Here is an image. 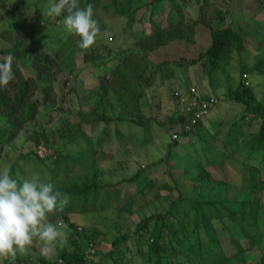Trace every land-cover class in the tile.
<instances>
[{"label":"rangeland","instance_id":"374dc122","mask_svg":"<svg viewBox=\"0 0 264 264\" xmlns=\"http://www.w3.org/2000/svg\"><path fill=\"white\" fill-rule=\"evenodd\" d=\"M107 1L103 0V3ZM131 1L134 8L139 6L135 16L137 19L142 18L139 21L141 26L149 27L152 11L155 13L154 19L161 18L164 23L169 19V0ZM131 1L126 0V3ZM175 1L179 2L180 11L186 20L190 21L196 17V0ZM4 2V5H0V32L11 29L15 35L27 42H33L38 48L56 54L62 72L54 83L58 104L40 107L34 120L27 124L31 129L48 132L49 145L29 140L26 129H23L3 147L0 153V171L7 167L16 178L33 172L38 173L42 179H50L62 192L65 186L68 190L73 184L78 190L92 180L102 187L97 192L96 200L94 192L85 196L73 194L76 189L64 192L71 197L65 208L71 209L49 217L53 223L62 219L68 225V239L64 247L72 249V228L69 222H73L77 231L81 229L85 235L99 240L95 252L88 256L89 260H94L96 264H114V258L107 257V254L115 251L114 256L117 259L121 253L127 254L123 260L134 254V263H139L141 258L136 253L134 237L137 224L143 217L171 209L170 205L178 195L197 199L198 195L202 194L218 200L227 195L230 201L226 204L228 208L237 199L254 200L252 203L257 211V224L253 233L255 240L251 241L256 245L254 243L251 249L245 243L242 260L237 261V264H260L259 258L264 255V189H252L251 179L258 181L264 188V147L251 151L245 141L250 135L257 133L261 119L245 113L244 106L229 99L226 94L230 86L235 87L240 81V63H253L255 56L260 52V42L264 39V12H255L250 7L249 0H212L211 3L224 12L225 22L240 29L245 35L243 56L239 57L235 53L231 63L226 68L215 71L211 78L205 73L201 63H185L187 59L183 60L180 56L189 58L195 51L207 46L208 29L199 26L194 41H175L149 55L151 70L157 67L159 62L169 59L170 62L166 66L168 70L164 69V72L170 73V76L162 78L161 69L156 70L155 84L147 89L143 100L142 117L130 115L123 109L114 114V117L121 115L125 116L126 120L93 122L81 117H85V112L92 104L98 79L102 75L110 74V60L113 54L133 44L126 16L113 15L112 10H109L110 13L95 11L94 19L98 21L101 32L107 31V35L98 37L94 46L84 50L77 46L79 37L65 32L63 17L58 19L43 16L42 12L50 0ZM173 18L176 19V14H173ZM6 45L7 41L0 37V47ZM86 52L94 54L96 61L85 63ZM23 70L25 75L30 73L28 68ZM249 81L256 90L258 99L264 103V75L253 72L249 74ZM191 86L197 87L204 94L215 95L219 100L218 104L201 121V135L190 133L173 139L172 135L179 131L183 124L174 121L181 115H186L185 109L177 103L173 93L186 91ZM130 117H135L136 120L132 122ZM69 121H83L82 135L64 145L66 139L60 138L56 130ZM232 135L239 142L232 144ZM203 148L208 149V155L211 153L216 157L214 162L206 163ZM168 152L171 155L166 161L164 157ZM52 153H56L62 160L51 164L49 155ZM37 155L46 161L41 162ZM181 158L183 162L177 167ZM198 161L205 164L212 179L202 183L201 188L193 190L195 182L191 179L199 171L195 166ZM187 163L189 165L186 166ZM184 167H188L187 172ZM96 169L98 174L94 178L91 174ZM139 170H142L139 179L130 180L129 178ZM199 190L202 192L198 193ZM131 200L132 211L129 212L125 205ZM219 211L223 217L222 222L234 232L233 223L224 215V205H220ZM174 229L175 224L172 227V230ZM220 233L223 234L221 229ZM122 234L133 239L127 238L118 248H114L112 241ZM196 235L207 245V236L201 227ZM177 236L181 235L177 233ZM220 242L227 255L236 252L228 236L221 235ZM56 248L44 253L43 246L35 242L28 252L18 253L17 257H25L28 260L43 257L53 264H59ZM179 259L182 261V256ZM185 261L186 258L182 264H188ZM9 262L10 260L0 259V264ZM36 262L35 260L32 264H38ZM124 262L132 264L130 261Z\"/></svg>","mask_w":264,"mask_h":264},{"label":"trees","instance_id":"16d2710c","mask_svg":"<svg viewBox=\"0 0 264 264\" xmlns=\"http://www.w3.org/2000/svg\"><path fill=\"white\" fill-rule=\"evenodd\" d=\"M160 1L162 0H154L153 2ZM169 1L170 9L167 22L164 23L161 18L154 19L155 13L152 11L150 25L146 28L140 25L139 21L142 18H136L135 14L139 6L134 8L132 1L128 4L126 0H108L104 3L103 0H79L81 7L92 4L94 12L99 10L100 12L110 13L109 10H112L113 15H125L127 18L126 24L130 30L129 34L133 37L132 45L113 54L110 60L112 62L110 74L108 76L102 75L98 79V85L94 90L96 95L92 98V104L85 112V117H81L83 120L93 122L122 120L125 119V116L116 115L114 117V114L123 109L130 115L133 114L138 118L142 117L143 100L147 89L155 84L156 70L161 69L162 78L170 76V73L165 74L164 72V69L168 70L166 66L170 60L164 59L151 70L149 55L153 51L175 41H194L195 34L201 27L208 29L207 46L204 49L195 51L189 58L180 56L179 58H183V60L187 59L185 63H201L205 73L211 78L215 71L224 69L231 63L235 53L239 57L243 56L246 44L245 35L240 29L225 22L224 12L220 7L213 5L212 0H196L198 2L197 15L190 21L186 20L180 11L181 6L178 1ZM249 2L250 7L255 12H264V0H249ZM4 4V0H0V5ZM177 12L179 13L177 14ZM173 14H176V19L173 18ZM57 18H62V16ZM0 37L7 41L6 46L0 47V61L11 55L15 73L14 80L6 88H0V153L3 147L18 136L23 129H26L29 140L37 144L43 142L47 146L50 143L49 133L40 129H31L27 124L34 120L40 107L58 104V95L54 89V83L58 80L62 67L58 62L57 55L38 48L33 42H27L15 35L11 29L2 30ZM95 58L97 57L91 52L84 54L85 63L96 61ZM100 64H102V61ZM240 64V81L235 87L230 86L226 96L242 104L245 113L261 119L257 133L250 135L245 141L251 151H256L264 147V103L258 99L256 90L250 84L249 74L257 72L264 75V39L260 42V52L255 56L253 63L241 62ZM23 68H28L30 73L25 75ZM188 116L189 114L181 115L174 123H184L188 120ZM129 120L134 122L136 119L130 117ZM82 122L71 123L69 121L57 128L56 133L59 137L66 139L64 145L73 142L82 135ZM202 127L200 121L189 131L181 129L177 133L179 136H186L190 133L201 135ZM232 137V144L239 142L236 137L233 135ZM207 151V148L203 150L206 163L210 164L215 161L216 157L212 156L211 153V156L208 155ZM170 155V152H168L164 159L168 161ZM37 158L41 162L46 161L45 158L38 155ZM187 158L185 160L188 161ZM49 159L52 161L51 164H56L62 160L56 153L49 155ZM182 162L183 158L179 159L177 167L181 166ZM195 166L199 171L191 179L195 182L193 190L201 188L202 183L212 179L204 163L198 161ZM141 171L139 170L129 179H139ZM187 171L188 167L185 168V172ZM97 174L96 169L93 170L91 175L95 178ZM251 182L252 189L257 188L258 191L264 189L263 185L260 186L255 179H251ZM70 186L71 188L68 190L76 189L73 184ZM67 188L65 186L62 190L67 192ZM101 188L99 183L92 180V182L85 183L83 188L74 190L73 194L85 196L90 192H94L96 200L97 192ZM201 192L198 191V193ZM217 200L214 197H207L202 194L198 195L197 199L178 195L170 205L171 209L166 210L164 213L159 212L143 217L137 224L134 243L136 253L141 258L139 263H134V254L130 255L127 260H123L127 256L126 253H121L119 259H117L114 256L115 251H110L107 257L114 258V264H125L124 261H130L132 264H182L185 258V262L188 264H237V261L242 260L245 243L251 249L255 243L251 241L255 240L253 233L257 224V211L252 203L254 200L250 198L237 199L229 208L226 207V204L230 202L227 195L223 196L222 200ZM132 204L133 200L125 205V209L129 212L132 211ZM220 205H224L226 210L224 215L229 217L230 222L233 223L234 232L222 222L221 218L223 217H221L219 211ZM70 209L69 207L64 208L67 211ZM64 215L67 219V215ZM69 223L70 228H72L70 239L72 249L57 247V261H59V264H96L94 260H89L88 256L95 252L98 238L85 235L81 229L77 231L76 225L73 222ZM174 224L176 229L172 230ZM200 227L207 236V245L199 240L196 235ZM220 229L224 236L230 238L231 246L236 249V252L231 255H227L221 247L220 238L223 234L220 233ZM177 233L181 236H177ZM127 238H129L127 235H119L112 241V246L118 248L121 242ZM130 239L132 240L133 237ZM91 249L94 251L91 252ZM180 256H182V261L179 259ZM35 260L38 264H53L43 257ZM35 260L18 256L14 264H27L28 262V264H32ZM259 261L260 264H264V255L259 258ZM7 264H12V262L10 261Z\"/></svg>","mask_w":264,"mask_h":264},{"label":"clouds","instance_id":"9594fccd","mask_svg":"<svg viewBox=\"0 0 264 264\" xmlns=\"http://www.w3.org/2000/svg\"><path fill=\"white\" fill-rule=\"evenodd\" d=\"M43 16L63 17L64 30L79 37L77 46L90 49L101 32L94 19L93 5L81 7L79 0H50ZM15 78L11 55L0 61V88H6ZM71 197L60 191L50 180L38 173L16 178L9 168L0 171V259L14 264L18 253H26L35 242L43 252L64 247L68 239V225L62 219L53 223L50 215L63 212Z\"/></svg>","mask_w":264,"mask_h":264},{"label":"built area","instance_id":"2783aa9c","mask_svg":"<svg viewBox=\"0 0 264 264\" xmlns=\"http://www.w3.org/2000/svg\"><path fill=\"white\" fill-rule=\"evenodd\" d=\"M173 95L177 103L185 109L186 114H189L188 120L181 125L179 131L181 129L186 131L192 129L195 124L208 116L218 102L215 96L204 94L195 86L187 88L186 91H175ZM178 137L179 135L177 132L172 135L173 139H177ZM93 251L94 250L91 249V252Z\"/></svg>","mask_w":264,"mask_h":264},{"label":"crops","instance_id":"0c3cea01","mask_svg":"<svg viewBox=\"0 0 264 264\" xmlns=\"http://www.w3.org/2000/svg\"><path fill=\"white\" fill-rule=\"evenodd\" d=\"M213 111V110H212ZM209 116H211V115H209Z\"/></svg>","mask_w":264,"mask_h":264}]
</instances>
